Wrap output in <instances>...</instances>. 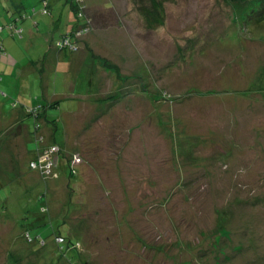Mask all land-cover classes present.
<instances>
[{
	"label": "rangeland",
	"instance_id": "rangeland-1",
	"mask_svg": "<svg viewBox=\"0 0 264 264\" xmlns=\"http://www.w3.org/2000/svg\"><path fill=\"white\" fill-rule=\"evenodd\" d=\"M24 2L30 10L35 5L36 12L42 6L40 0ZM86 2L105 9L113 4L123 15L132 6L136 13L132 27L110 19L115 27L109 24L99 32L108 44L100 42L93 53L119 61L118 76L128 89L117 90L114 100L130 93L139 101L130 112L117 106L108 117L106 128L118 134L102 132L99 122L106 119L92 121L94 139L80 141L84 149L74 152L86 168L118 161V173L126 180L92 183L85 176L77 184L80 175L70 181L65 167L58 168L59 178L47 174L44 179L28 165L32 152L46 143L33 117L25 119L33 138L20 150L11 138L12 113L1 116L6 110L1 107L0 264H264V8H255L256 1L232 5L227 0ZM79 22L72 13L67 28L48 27V34L55 35L53 46ZM38 41L44 55L47 44ZM54 48L51 83L42 88L39 81L38 95L42 91L51 97L54 83L60 87L65 79L57 57L72 52ZM74 53L88 59L74 93L89 98L93 68L89 72L88 67L92 62L93 67L107 66L82 47ZM131 56L129 75L121 64ZM112 74L117 76L115 70ZM76 101L59 104L65 110ZM53 135V143L70 149L61 125ZM99 148L105 157H85ZM43 149L40 155L47 157ZM111 149H123L128 156L115 158ZM65 153L73 158L72 151ZM23 228L45 245L26 243ZM58 231L76 242L75 251L59 255Z\"/></svg>",
	"mask_w": 264,
	"mask_h": 264
},
{
	"label": "crops",
	"instance_id": "crops-1",
	"mask_svg": "<svg viewBox=\"0 0 264 264\" xmlns=\"http://www.w3.org/2000/svg\"><path fill=\"white\" fill-rule=\"evenodd\" d=\"M48 1L49 15L44 16L40 14V10L39 12L31 13L30 7H26L24 0H0V26L11 21L20 14L26 15L25 19L16 23L23 29L22 37L12 35L6 30H3L1 33V43L5 51L3 54H0V94H4V97L2 99L0 98L3 101L0 103V111L1 107L7 110H3L1 112V116H6L7 112L12 113V119L9 125L11 126L9 128L12 132L11 138L17 139V148L19 147L20 150H23L26 145L25 142H31L33 138L30 129L27 128V125H25V119L29 116L26 109L38 105H44V113L42 112L43 116L46 120H54V122L56 118V128L54 130H57L59 125H61L66 143L72 150L69 148L66 149L65 146L64 149L66 152L72 151L74 153L77 150L84 149L82 146L83 142L81 143L80 141L85 142L88 137L89 139H94L96 130L92 126L89 127L90 125L95 126V122L92 121H103L106 119L103 124L99 122V125L103 126L102 132L108 131L106 134L110 135L118 134L116 131L106 128L105 122H108V117L116 113L115 109L118 108L117 106L126 110L125 112H130L132 110L130 105L132 103H137L139 100L136 96V101H128L131 97L134 99V96H129V98L127 97L128 100H126L124 95L119 99L120 102L107 104L105 100L112 94L116 93L117 90L121 88L126 90L128 88H125L126 84L124 83L122 77L114 76L112 74L114 70L110 71L111 69L109 68H102L101 65L100 67H93L95 65L94 62H92V67H88L89 72L93 68V76L90 79L89 86L92 88L91 90L93 95L89 98L77 96L74 93L76 92L75 82L77 81V78H80L81 67L88 59L86 57L77 56L74 52L69 55L63 52L58 54L57 63L62 62L64 64V72L66 74L64 81L60 82V87L54 83L51 91V97H47V94L42 91L39 95L37 94L34 88L39 81L42 88H44V86L47 88L50 85L51 81H48V79L51 76L50 71L53 67V61H55V46H53L55 35L48 34L47 29L48 27H51L55 30L58 24L67 28L71 23V14L73 13L75 17V13L74 10L71 9L70 2L65 0ZM76 1L81 2L84 6H87V9L85 10L87 20L85 21L91 28L90 32L84 36V38L80 39L81 41H78L77 44L79 47L90 51L93 54V57L96 58L97 64L103 63V59L115 62V65L119 64L117 63L119 62L117 61V58L114 60L113 56L106 58L108 56L107 55L105 58H100L99 55L93 53L94 47L97 48L98 45H101L100 42L108 44L102 40L100 36V33L107 25L109 26L110 24L113 25L112 27H115L116 24L118 26L124 25L126 27H132L130 24L137 20L134 8L132 6L128 7V13L126 12V14L123 15L124 12L115 8L113 4L112 9H105L98 5L89 6L86 0ZM58 2L63 3L61 8L57 6L55 7V3ZM153 5L154 9V2L151 7ZM32 6L35 8V5ZM142 12H145V14L149 16L148 7H144ZM110 19L115 21V24H113V21ZM74 25L75 23L72 24L70 30L75 27ZM70 30L66 29L64 33ZM106 30L107 29L104 31ZM42 31H44L45 34H42ZM92 31H95L94 37L92 36ZM38 39H43V42L47 44V50L44 55H42L41 51L38 49V47H42ZM129 60L126 58V62L121 64V66H123L121 68H125L129 75H132L131 68L133 67L132 61L134 58L131 56L129 57ZM57 67L60 66L57 65ZM60 73L63 72L60 71ZM57 75L58 72L55 70V76ZM126 86L128 87V85ZM65 99L77 101L73 104H69L67 109L64 110L61 107L62 104H59V102H64ZM13 100L19 101L17 106L12 105ZM117 103H120V105ZM105 109H107V115H103V117L101 115ZM78 113L82 116L80 119L78 117ZM48 121L41 120L42 128L38 133L45 136L47 141H50L51 139L55 140L53 135L54 130L52 129L51 124H49L50 121ZM81 123V129L78 131L77 126ZM83 124H86V127H84ZM99 125L96 124V126ZM12 127H14V130ZM15 128H20L21 130L15 131ZM83 131L87 132V135H85V133L83 134ZM73 138H76L74 139L75 141H73ZM75 146H79V148L73 150ZM100 149L101 148L95 150L96 152H85L84 155L85 157H105L107 152L101 151ZM108 153H110L111 156H115V158L120 155L128 156L127 151L123 149H111ZM108 161V159L106 161H99L98 163L100 164H98L97 169H93L88 163V168L85 167V180L92 181L93 183L94 181L99 182L102 180L101 178H103L107 184L121 183L125 181V177H122V175L118 173L119 162L116 161L111 163ZM108 166H110L113 170L111 171ZM99 169H101V171H99ZM97 172H99L103 177L98 176ZM108 173L110 174V177ZM90 174L92 177H90Z\"/></svg>",
	"mask_w": 264,
	"mask_h": 264
},
{
	"label": "trees",
	"instance_id": "trees-1",
	"mask_svg": "<svg viewBox=\"0 0 264 264\" xmlns=\"http://www.w3.org/2000/svg\"><path fill=\"white\" fill-rule=\"evenodd\" d=\"M46 0H41L42 2V6L41 8L39 9L40 10V13L41 15H49V1L48 3L46 4V7H45V13H43V2H45ZM67 2H70V6H71V9L74 10V13H75V16L80 20V22L74 27L72 28L70 31L66 32V33H63L62 35H60V38L54 43V45L61 50H67V49H63L62 47H60L58 45V43H61L66 37L67 35H71L74 33V30H76V28L78 27H81L83 26L87 20L86 16H85V7L83 8L80 7V3L77 2L76 0H65ZM252 2V1H256L254 5V7H258V8H264V0H227V2H230V4L232 5H236V4H244L246 2ZM81 8V9H80ZM82 10V11H81ZM36 12V9L35 8H32L31 10V13H35ZM26 15L25 14H20L18 15L16 18H13L11 21L5 23V24H2L0 26V54H3V52L5 51L3 49V46H2V43H1V33L3 32V30H6L7 32H9L10 34L12 35H17V36H20L22 37V34H23V29L21 27H19L16 23H18L19 21L25 19ZM73 40V39H72ZM78 43V42H77ZM78 45V44H76ZM69 51V50H68ZM103 65L107 66V68L111 69V70H115V73L117 74L118 76V72H119V69L117 67V65H113V64H110L106 59L103 60ZM119 77V76H118ZM119 92V91H116V93ZM112 94L109 98H107L105 100V102L107 104H111L112 102H116L117 100H119L121 98L118 97V99L114 100V95L116 94ZM4 95V94H3ZM127 96H132L130 93L128 94H125ZM149 96V95H148ZM18 100H13V103L12 105L13 106H17L18 103H17ZM128 101H134V99L131 97ZM57 104V103H56ZM58 105V104H57ZM56 105V106H57ZM55 106V107H56ZM44 105H38V106H35V107H31V108H28L26 109V112L29 116H32L33 117V122H34V127L36 128L37 130V133L40 132L39 130L42 128V124H41V120L43 121H48L45 119V117L43 116L42 112L44 113ZM52 126V129L54 130L56 128V118H55V122L54 120H49ZM48 121V122H49ZM41 133H38L39 135V139L40 141L43 143H45V145L43 147H38L36 148L32 153H33V157L29 160V163L28 165L31 167V165L33 163H36L38 165V160H39V157H40V154H41V150H47V149H51V148H55L57 149L56 152H54V156L51 155V162H52V165H51V169H50V172H51V176L49 178H52L53 180L56 178H59L60 177V174H59V171H58V168L59 167H65V171L63 172V174H67L70 181L72 179H74L75 177L79 176V180L77 181V184L80 183L82 177H85V165H84V162L82 161V157H77L79 158L78 161L75 160L76 155L75 156V153L73 154V158H69L67 157L66 153H65V149L64 147H60L59 145H57L56 143H53V141L55 140H50V141H47L45 136L43 135H40ZM84 160V159H83ZM66 164V166H65ZM80 167H82L80 169ZM35 171L41 175L44 179H46L48 176L47 174H43V172H40L38 169H35ZM82 175V176H81ZM70 181H68L70 183ZM57 184H60V183H57ZM13 205H15V203H13L11 206H10V209L12 210V207ZM43 213L46 211V209H42ZM12 213V211H11ZM6 225L8 224H12V221H9V223L7 224V222L5 223ZM22 239L28 243L29 245H33L35 243H37L36 245H38L39 247H42L45 245V241L41 238V237H37V238H32L28 229L27 228H23L22 229ZM55 240H56V244L60 246V251H59V255L62 256V254H68L71 252V250L75 251V247H76V242H74L73 240H71V238L69 237H66L64 235H62L61 233H59V231L57 232V234L55 235ZM63 249H66L65 252H63ZM75 256L77 255L74 254ZM72 255V256H74Z\"/></svg>",
	"mask_w": 264,
	"mask_h": 264
},
{
	"label": "built area",
	"instance_id": "built-area-1",
	"mask_svg": "<svg viewBox=\"0 0 264 264\" xmlns=\"http://www.w3.org/2000/svg\"><path fill=\"white\" fill-rule=\"evenodd\" d=\"M48 3V1L46 0L45 2H43V13H45V7L46 4ZM80 3V7H82V3ZM85 6H83L84 8ZM81 9V8H80ZM82 11V10H81ZM90 32V25L88 23H85L83 26L81 27H77L76 30H74V33L71 35H67V37L61 42L58 43V45L60 47H62L63 49H67L71 52H77L79 50L77 42L85 35H87ZM73 39V40H72ZM55 148H51L50 150H44V153L47 157H39L38 160V165L36 163H33L31 165L32 168L38 169L40 172H43V174H51L50 169H51V155H52V151H54Z\"/></svg>",
	"mask_w": 264,
	"mask_h": 264
},
{
	"label": "clouds",
	"instance_id": "clouds-1",
	"mask_svg": "<svg viewBox=\"0 0 264 264\" xmlns=\"http://www.w3.org/2000/svg\"><path fill=\"white\" fill-rule=\"evenodd\" d=\"M90 30H91V28H90ZM78 48H79V45H78ZM71 52V51H70ZM78 52V51H77Z\"/></svg>",
	"mask_w": 264,
	"mask_h": 264
}]
</instances>
